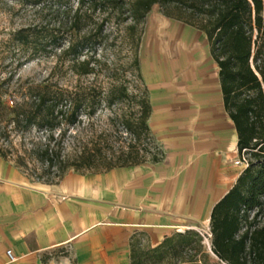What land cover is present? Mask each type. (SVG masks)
I'll list each match as a JSON object with an SVG mask.
<instances>
[{
	"label": "crops",
	"instance_id": "obj_1",
	"mask_svg": "<svg viewBox=\"0 0 264 264\" xmlns=\"http://www.w3.org/2000/svg\"><path fill=\"white\" fill-rule=\"evenodd\" d=\"M163 16L151 19L141 69L163 159L46 183L0 155V264H130L135 234L155 247L174 231L211 233L244 170L238 135L206 34Z\"/></svg>",
	"mask_w": 264,
	"mask_h": 264
},
{
	"label": "trees",
	"instance_id": "obj_2",
	"mask_svg": "<svg viewBox=\"0 0 264 264\" xmlns=\"http://www.w3.org/2000/svg\"><path fill=\"white\" fill-rule=\"evenodd\" d=\"M75 1L76 6L65 8V13H72L70 29L75 32L66 47L54 31L41 36L39 25L16 31L7 45L30 52L25 62L47 53L49 48L61 49L60 64L68 60L71 71L79 77L96 75L94 59L81 58L94 50L105 20L113 13L123 12L127 4L125 0ZM2 2L39 11L48 3H63L62 0ZM156 5L164 16L206 34L211 56L219 68L224 106L238 135V151L240 155L248 154L250 161L211 214V251L219 262L209 260L200 233L186 230L166 236L155 247L142 244L143 233L133 235L130 264H264V0H136L128 12L135 23H141ZM86 19L101 23L83 34L81 23ZM11 50L4 51L0 58V137L43 130L47 134L46 143L40 147L47 156H54L59 146L55 142L56 132L62 139L66 133L62 128L75 127L82 112L92 117L102 103L113 107L134 101L138 111L135 119L126 123V131L136 141L155 140L149 126L152 107L145 85L137 93H131L126 83L119 81L106 88L93 83L74 90L42 86L22 80L19 75L22 64L16 63ZM127 149L116 157L113 152L103 154L98 145L85 148L80 156L81 168L99 173L159 162L164 157L160 151L148 160L147 153L137 145H129ZM0 155L7 159L2 148Z\"/></svg>",
	"mask_w": 264,
	"mask_h": 264
},
{
	"label": "rangeland",
	"instance_id": "obj_3",
	"mask_svg": "<svg viewBox=\"0 0 264 264\" xmlns=\"http://www.w3.org/2000/svg\"><path fill=\"white\" fill-rule=\"evenodd\" d=\"M134 1L136 0H125L127 8L123 12L111 14L108 20H105L94 50L81 58L94 59L96 75L79 77L71 71L68 60L60 64L61 49L49 48L47 53H42L37 58L25 62L30 52L20 47L13 48L7 45L16 31L31 25H39L41 36L54 31L66 47L70 37L74 38L75 32L70 29L72 13H65V8L70 5L76 6L75 0H62V4L48 3L42 11L10 2L0 3V58L4 51L12 49L16 63L18 61L22 64L19 71L22 80H30L42 86L56 85L74 90L77 86L93 83L106 88L111 83L119 81L126 83L131 93H137L144 89V81L140 79L144 61L142 51L144 40L151 19L163 15L161 7L156 5L143 22L135 23L128 12ZM98 23L101 21L83 20L82 33L95 29ZM137 111L136 102L131 101L118 103L113 107H107L102 103L92 117L82 112L79 123L75 127L62 128L66 131L62 139L58 137L59 131L56 132L55 142L59 146L54 156H47L40 147L46 143L47 134L39 129H33L25 135L12 134L9 137H0V148L5 151L10 161L30 177L46 183H55L60 180L62 172L66 173L70 170L87 172L86 169L81 168L83 162L80 156L85 148H91L93 145H98L103 154L110 155L113 152L116 157L127 152L129 145H137L147 153V159L150 160L153 155L161 151L157 142L146 139L136 141L125 128L129 120L135 119ZM245 156L250 161V156L248 154ZM194 231L203 234L209 260L212 263L219 262L211 251L209 235L211 233L208 229L199 228V231ZM175 232L179 231L171 234ZM141 240L142 244L147 246L146 235L141 237Z\"/></svg>",
	"mask_w": 264,
	"mask_h": 264
},
{
	"label": "built area",
	"instance_id": "obj_4",
	"mask_svg": "<svg viewBox=\"0 0 264 264\" xmlns=\"http://www.w3.org/2000/svg\"><path fill=\"white\" fill-rule=\"evenodd\" d=\"M236 165L241 166L242 168H246L249 165V161L245 156V153L241 155V158L239 161L235 162ZM7 256L10 259L11 262L15 261V256L13 255L12 251H7Z\"/></svg>",
	"mask_w": 264,
	"mask_h": 264
}]
</instances>
